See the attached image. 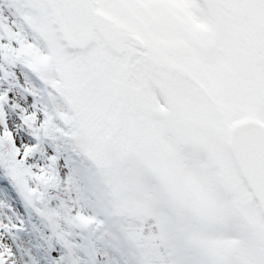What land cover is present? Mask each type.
<instances>
[{"label":"snow or ice","instance_id":"snow-or-ice-1","mask_svg":"<svg viewBox=\"0 0 264 264\" xmlns=\"http://www.w3.org/2000/svg\"><path fill=\"white\" fill-rule=\"evenodd\" d=\"M0 264H264V0H0Z\"/></svg>","mask_w":264,"mask_h":264}]
</instances>
